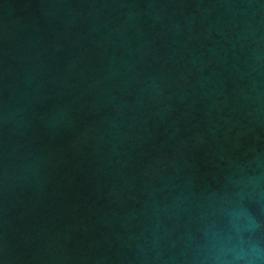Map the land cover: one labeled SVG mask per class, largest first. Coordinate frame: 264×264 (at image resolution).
Segmentation results:
<instances>
[{"label":"water","instance_id":"obj_1","mask_svg":"<svg viewBox=\"0 0 264 264\" xmlns=\"http://www.w3.org/2000/svg\"><path fill=\"white\" fill-rule=\"evenodd\" d=\"M0 264H264V0H0Z\"/></svg>","mask_w":264,"mask_h":264}]
</instances>
